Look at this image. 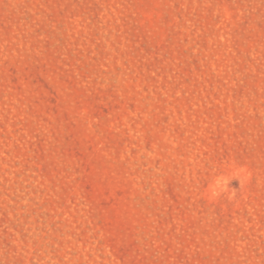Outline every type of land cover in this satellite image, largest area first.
I'll use <instances>...</instances> for the list:
<instances>
[{"label":"rangeland","instance_id":"1","mask_svg":"<svg viewBox=\"0 0 264 264\" xmlns=\"http://www.w3.org/2000/svg\"><path fill=\"white\" fill-rule=\"evenodd\" d=\"M0 264H264V0H0Z\"/></svg>","mask_w":264,"mask_h":264}]
</instances>
